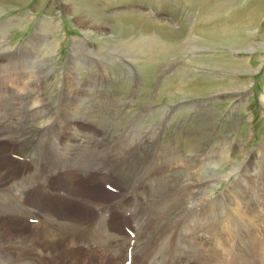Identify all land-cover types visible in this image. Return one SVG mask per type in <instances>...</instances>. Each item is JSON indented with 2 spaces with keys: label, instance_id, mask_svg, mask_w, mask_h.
<instances>
[{
  "label": "rangeland",
  "instance_id": "374dc122",
  "mask_svg": "<svg viewBox=\"0 0 264 264\" xmlns=\"http://www.w3.org/2000/svg\"><path fill=\"white\" fill-rule=\"evenodd\" d=\"M130 3H133L136 8L142 6L174 14L179 18L182 35L179 34V38H173L161 26L160 20L146 18L144 14L132 9L131 12H126L124 7ZM61 17L66 19L70 30H66L65 38L55 35L52 31L55 26L53 24L62 19ZM61 26L65 25L61 24ZM228 34L234 35L228 38L226 36ZM83 41L93 44L94 48H90V52H87V45L82 44ZM72 45L83 46L72 48ZM229 50L238 51L241 55H251V66L246 61L231 59ZM223 52L226 54H222ZM116 54H123L137 67L138 75L135 77V85L130 82L134 83L129 77L128 69L113 59ZM263 59L264 0H0V92L10 91L13 88L15 93L23 91L21 95L26 93L32 98L31 93L36 92L34 79H37L33 77L34 72L40 71L39 84L44 88L43 94L48 100V105L54 106L50 108V113L42 108L39 102L36 105L28 103L26 108L21 110L23 112H20L15 107L18 103L16 98L13 99L12 102L10 101L8 110L11 116L0 120L1 133H6L3 138L14 136L7 135L9 134L7 129H10V124L15 121L14 119L10 121V118L21 113L27 114L29 109L35 106L39 116L45 115V112L49 115L45 118L41 116L43 120L36 119L39 124L38 127L33 125L36 132L51 134L48 127H43L44 122L51 123L54 125L53 128L56 127L58 136L68 148V139L79 132L94 136L96 133L91 134L93 126L99 133L105 128V136L109 134L116 137L130 136V141L136 145L138 154L143 158L129 163L128 166L138 161L147 162L160 156L168 148L171 151L167 156L171 160V169L166 173L168 176L151 181V184L145 188H142L144 185L140 187L137 184H131L128 175L121 179L129 185L131 190L133 199L131 204H134L131 211V224L137 235H141L135 243V252L130 253V251L127 252V238L118 237L124 235L126 227H130V222L123 220H128V216L124 217L116 211H111L112 221L109 224L99 222L100 227L96 237L87 231L91 224L89 214L94 216L95 212L93 208L88 209L85 206H92L93 203L102 201L107 197L106 193L104 195L103 192L101 196V192H91L89 188L86 190L85 187L83 189L81 186H75L74 191L78 193L68 191V194L76 197L70 200V195H62L65 189L60 185L67 183V176L64 179L56 177L46 187L32 176L29 168L14 177L12 169L17 168V165L6 166V156H11V152L5 151L8 149L6 145H4L5 149L0 148V183L16 186L21 191L22 197L27 199L25 204L30 209L29 213L35 215L32 208L37 209V212L49 208L54 212L55 219L62 220L64 224L62 226L64 228L60 230L55 228L56 231L50 240L51 246L48 252H44L48 263L69 264L73 258H77L75 263L86 259V261L97 260V264H125L126 262L128 264H202L204 262V264H216L206 259L210 253L198 245L196 238L199 237L195 238L190 234L182 235L196 228V223L190 222V219L187 220L186 226L179 228L172 237L169 249L165 248L167 234L171 229V224L167 223V220L171 217L174 222L175 215L170 212L169 207L160 210L155 207L147 208L144 205V199L150 191L159 192L164 178L169 177L174 180L175 175L179 173L178 177L185 179L188 177L187 171H192L194 176H197L195 173L200 166L197 165V161L201 158L204 164L207 165L210 162V165L204 166L202 170L199 169L202 171L201 174H198V178L193 176L194 178L189 179L191 183L199 182V178L217 179L218 175L214 170L224 177L219 179L220 184L217 187L212 188L211 198L223 190L228 184L226 179L237 169L241 173L248 174L251 183L245 186L241 181L232 179L218 199L224 196L231 205L234 199L231 192L235 193L236 189V192H240L237 183L248 194L245 198L239 197L241 199L239 203H248L247 200L253 199L251 196H254V193L264 197V190L257 182L259 181L257 175H259L264 185ZM87 61L99 67L101 70L99 75L103 74L105 77L103 80L96 83L98 75H88V73L94 74V69L93 64H88ZM190 68L198 72L207 70L209 73L226 71L228 75L239 77L225 76L224 78L202 73L191 75L187 72ZM10 74L11 77H16L17 74L18 78L9 85L6 77ZM22 76L27 81L23 82L27 83L24 89H22L23 83L19 86L16 84L20 83L18 79ZM60 77L63 78L62 84H65L64 87L61 85V90ZM60 91L64 93V96H61L64 97V101L58 100ZM239 94H243L242 99L238 96ZM161 105L162 107L176 105L179 108L172 112L166 123L163 144L161 142L160 147L154 148L152 142H155L157 134L151 135L148 129L161 118ZM6 106V103L0 102V107ZM247 111H252L254 116L251 133L245 121ZM143 119L145 124H140L136 130ZM84 120L85 125H81ZM2 122L9 125H3ZM68 126L69 129H67ZM161 127L162 124H156L152 129H158V133ZM96 135L101 136L98 133ZM207 140L210 141L209 145H205ZM194 141L201 147L209 146L212 153L206 148L196 151ZM22 142L24 147L21 152L27 147V143L28 147L24 152L33 150L39 144V141L33 138L21 140L20 144ZM191 146L192 151H187L186 148L190 149ZM21 152L19 154H22ZM213 154L222 156L219 164L210 161V155ZM98 156L104 159L102 155L98 154ZM42 158L48 159L45 152L42 153ZM231 163L239 164L232 167ZM209 170L212 171L207 173L206 171ZM135 173L140 171L132 175ZM20 176H28L29 179L32 177L35 182L30 181L33 184L31 188L38 194L29 190V194L26 195L27 184L20 182ZM140 183L142 184L143 181ZM253 185H255V192L251 194L249 188ZM169 188L172 189L170 192L178 196V204L183 202V207H187L185 216L188 218L193 215L192 208H201L206 204L205 201L202 202L203 205L195 206L194 201L191 200V194L194 198L196 197L195 199H202L203 194L200 190L191 192L192 187L184 188L182 191L174 186ZM48 189H55V193L60 194L59 198L64 204L61 205L62 202H58L48 207L49 203L45 201L49 196ZM39 195L43 200L40 205L36 203ZM29 196L34 201L32 204L27 198ZM151 196L153 195L148 194L147 199ZM90 198H93L92 203H85ZM262 198L260 201L264 199ZM255 199L260 204L259 199ZM189 200L190 204L186 206ZM237 205L231 207L235 209ZM128 206L125 204L120 210L130 209ZM248 206L239 210V213L242 211V214L249 216V223L238 220L234 223L237 229L246 225L243 235L239 233L236 241L235 234L233 241L224 243L220 247L221 250L212 246L207 247L209 250H220L218 260H215L218 264H249V262L253 264L252 259L255 253L260 252L264 256V246L260 244H264V219L260 221V218H264L262 215L264 204L260 207V211L254 208L255 206L258 208V204L254 206L249 201ZM178 208L179 205L176 206L175 212ZM181 211L174 214H181ZM1 215L2 218H9L18 217L20 214L13 210ZM118 217L123 219L119 222ZM18 220L20 219H17V224L13 220L0 224V242L11 250L9 254L10 257L12 256L11 259H17L18 253L25 255V250L33 248L36 233L34 226L41 223L31 225L22 222L21 224ZM225 222L226 215L223 213L219 218V224H222L220 229L223 232L226 231ZM110 225L115 227L110 228ZM31 227L34 228L33 234L29 235L32 231ZM104 228L109 235L106 244L101 241L105 237L102 234ZM260 228H263V232L258 237L256 232L259 233ZM88 238L89 242H86ZM92 238H97L98 242ZM19 241L22 242L19 243ZM79 243L81 250L77 249ZM84 243L91 244L93 250L83 249ZM234 244V248L229 249V246ZM110 246L113 250H110ZM255 247H258V251L254 250ZM224 248L228 250H222ZM155 250L157 251L152 254ZM67 252L69 258L65 255ZM126 257L130 259L127 261ZM258 260L264 264V261Z\"/></svg>",
  "mask_w": 264,
  "mask_h": 264
},
{
  "label": "bare ground",
  "instance_id": "6f19581e",
  "mask_svg": "<svg viewBox=\"0 0 264 264\" xmlns=\"http://www.w3.org/2000/svg\"><path fill=\"white\" fill-rule=\"evenodd\" d=\"M219 28H221V27H219ZM233 35L234 34H228L226 36L228 38H231ZM26 75L27 74H25V76ZM22 78H23V76H22ZM6 79H7L8 84L10 85L15 80V77H11V74H10L8 77H6ZM0 83H1V81H0ZM16 84H18V83H16ZM19 89H21V88H19ZM8 92L9 91H6V92L3 91V93L0 92V102H4L7 105L6 107H0V120L1 119H7L6 117L11 116V114L8 110H9V106L11 105L12 99L8 95ZM30 92H32V91H30ZM22 93H23V91H22ZM35 95H36V92L31 93L32 98H29V99H20L19 98V102L15 104V107L17 108V110L20 112H23L21 110L24 107L26 108L28 103L33 104V105L38 104L39 101L37 100V97ZM26 100H28V101L24 105V102ZM42 108H44V107H42ZM113 115H114V113L111 115V117H113ZM41 116L43 118H45L46 116H49V115L46 114V112H45V115L41 114ZM41 116L38 115V112H37L35 106L31 107L27 114L21 113V114L15 115L14 118H10V121H12L13 119L15 121L12 124H10V129H7V132L9 133L7 135H14V136L18 137L20 139V141L24 140V139H28V138H33V139H36L37 141H39V144L37 146H35L33 148V150H30L29 152H24L25 149L28 147V143H27V147L21 152L22 153L21 155L27 156V157H37L43 162L50 163V164H53L55 166H59V171H58L57 177L64 179V177L67 176V179H68L67 183H65V184L62 183L63 185L60 184L65 189L62 195H64V196L70 195L69 196L70 200H72L76 197L72 196L71 194H68L69 193L68 191L78 193V192L74 191L75 186L76 187L81 186L83 189L85 187L86 190L91 189V192H101V194H102L101 196H103V191L98 188L97 184L94 185L93 188H89L86 185V183H84V182L80 181L78 178H76L75 173H77V172L78 173H82V172L88 173V172L92 171V174L94 176H96L95 173L102 174L105 171L111 170V172H114L119 176L120 180L124 176L128 175V179H129V182L131 184H134V185L137 184L140 187H141V185H144V186H142V188L149 186L151 184V181H155V180L162 178L164 176H168L166 173H168L171 169V160L167 158V156L171 152V151H169V148L167 150L163 151L160 156H158V157L156 156L147 162L142 163L141 161H138L136 164L128 166L129 163L135 162L138 159L143 158L140 154H138L136 145L132 144V142L130 141V139H131L130 136L119 135L116 137V136H112L110 134L108 136H105V133H104L103 137L102 136L99 137L96 134H94L95 131L91 132V134H94V136H92L90 134H86V133H85L86 135H84V134L79 132L78 134L73 135L71 137V139L70 138L68 139V141H67L69 143V148H68L65 145V143L58 136L56 127L55 128L51 127V125H52L51 123L44 122V124H43V127H48L51 130V134H49V135H46L43 132L37 133L36 131H34L32 129L33 124L35 122H37L36 119L37 118L42 119ZM100 119L109 120L108 118H100ZM1 124L9 125L5 122H2ZM103 126L105 127V125H103ZM67 129H69V126L67 127ZM111 129H115V128L111 127ZM0 133H1V130H0ZM37 136H39V139H37ZM186 150L191 152L192 146L190 147V149L186 148ZM43 152H45L47 154V156H48L47 160H44L42 158ZM24 153H29V154H24ZM98 154L102 155L104 159L102 160L101 157L98 156ZM204 163H201L200 166L197 167V170L195 173L197 176H198V174H201V172H202L201 168H203L204 166L210 165V162H208L207 165ZM66 166H71V167H66ZM199 169H201V170H199ZM198 170H199V172H198ZM136 171H140V173H135L134 175H132ZM142 171H143V173H141ZM186 174L188 177L185 179L178 177L179 173H177V175H175L174 180L169 178V177L166 179L164 178L163 179V186L159 188V192H151V191L148 192L147 191L148 192L147 195L152 194L153 196H151L147 199V195H146V197L144 199V205L147 206V208L155 207L158 210H160L162 208L169 207L168 209L171 210L170 212H172L173 215H175L174 217H176L177 215H180V214H177V215L174 214L175 207L178 205V201H177L178 196L175 195L176 193L174 194V193L170 192V190H172L169 188L170 186L177 187V189H179L181 191L184 188H191V187L193 188V190H191V192H194L195 190H197V191L200 190V192L204 195V197L201 200L198 198L195 199L196 197L195 198L191 197V200H193L195 202V206L203 205L202 202L204 203L205 201L206 202L208 201L207 200V192L210 190V188L212 186L210 183L211 182L210 179L209 178H199V182L196 181V183L195 182L191 183L189 181V179H192V178L197 177V176H194V173L192 171H187ZM69 175H71V176H69ZM32 176H34L35 179L38 180L39 182H41V184L44 186L45 185L49 186L50 182L53 180V179H51L50 181L46 180L43 177L42 173L36 174V173L32 172ZM216 178H217V180H219L220 178L223 179L224 177L217 176ZM30 181L32 183L35 182V180L32 177H30V179H29L28 176H20V182L27 184L26 195L29 194V190L36 191L35 189L31 188L33 186V184ZM140 181L141 182L143 181V183L141 184ZM71 182L73 184H71ZM236 183H235V185H236ZM237 186H238V189L240 190V192L239 193L236 192L237 189H236L235 193L231 192L234 195V197H233L234 199L232 200L233 202L230 205L232 207H235L241 201V199L239 197L245 198L248 195L246 190L243 191V188L240 186L239 183H237ZM87 188H89V189H87ZM254 188H255V185H253V187L249 188V192L251 194H253L255 192ZM147 190H149V189H147ZM48 191L49 192H47V193H49V196L45 199V201L49 203L48 207H52V205L54 206L58 202H62L61 205L64 204V202L59 198L60 194L55 193V189H51V190L48 189ZM80 193L82 194L83 192H80ZM104 195H105V193H104ZM253 195H256V194L254 193ZM142 196H144V195H142ZM252 197L253 196H251V198ZM27 198L30 200L31 204H32V202H34L33 199L30 198V196ZM143 198H141V199H143ZM244 198H242V200ZM88 199H89V197H88ZM166 199H169V200L166 201ZM92 200H93V198L92 199L90 198V200L85 201V203H92ZM26 201H27V199L22 197L21 191L16 186H13V185L6 186V185H3L0 183V212L14 210L15 212H19L20 215H24V213H29L30 209L28 207H26V204H25ZM132 201H133V199H132L131 195H130V198L125 203L119 200V201H117L116 209L120 210L123 205L128 204ZM249 201H250V203L253 204V199L247 200L248 203L238 204L235 209L233 208V211L230 213V216L237 218L238 221L249 223V221H250L249 216L242 214V211L239 213V210H242L243 208H246L249 205ZM254 201L257 202V204H259L257 199H254ZM97 203H99V202H97ZM93 204H95V203H93ZM204 206H205V204L201 208H204ZM87 207L89 209H91V206L88 205ZM124 209H126V208H124ZM248 211L249 210H247V212ZM185 213H187V211H185L184 214ZM35 216L38 219L44 220V221H41L40 224H38L37 226H34V228L36 229V233L34 236L33 248L30 250H25V252H26L25 255L23 253H21V254L16 253L17 259L14 258L15 256L13 257L14 259H11L12 256L10 257V255H9L11 253V250H8L7 246H5L4 244H2V242H0V259H1L0 261H1V264H49L48 261L46 260L44 252H48V249L51 246L50 240L53 238L52 235H54V233L56 231L55 228L60 230L61 228H64V227H62L64 224L61 222L62 220L59 221V220L55 219L54 212L49 208L48 209H42V210H39L38 212H35ZM18 221L21 222V224H22V221H20V220H18ZM102 221L107 223L105 214H103L101 216V218L98 221V224H99V222L102 223ZM19 222H18V224H19ZM190 222L196 223V225H197L196 228L193 226L195 229L193 228V230H191V232H194L196 237H199V236H197V233L200 230H202L204 228V226H206V224L201 223L193 215L190 217ZM43 223H44L43 226H45L46 228L41 229ZM99 227H100L99 225H94V224L92 225L91 224L89 226V228L87 229V231H89L90 233H93L94 234L93 237H96V235L98 234V231H99L98 230ZM112 227H115V226L110 225V228H112ZM94 228H96V229H94ZM38 229H41L42 232H38ZM106 231H107L106 228H104L102 234L105 235V237L103 240H101L103 244H106L108 241V238H109V235L106 234ZM222 232H223V230H222ZM0 236H1V234H0ZM25 237H27V236H25ZM56 237H58V236H56ZM17 239H19V237ZM94 239L98 242L97 238H92V240H94ZM111 239H113V238H111ZM21 242L19 241V243H21ZM111 247L112 246H110V248ZM159 250H161V249H159ZM222 250H228V248H224ZM156 251L157 250L152 251V254L155 253ZM100 253H101V251H100ZM65 255L68 256V258H69L68 252L65 253ZM95 255H97V254H95ZM46 256H47V253H46ZM88 258H89V256H88ZM76 259L73 258L69 264H76V263L77 264H97V260L86 261V259L81 260V261L79 260L80 261V262L78 261L79 263L76 261V263H75ZM204 263H202V264H204ZM224 264H226V263H224Z\"/></svg>",
  "mask_w": 264,
  "mask_h": 264
}]
</instances>
